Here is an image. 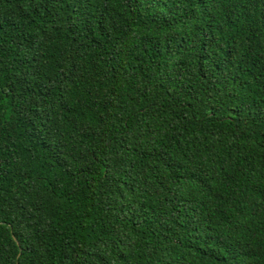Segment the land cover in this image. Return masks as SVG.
Wrapping results in <instances>:
<instances>
[{
	"label": "trees",
	"instance_id": "obj_1",
	"mask_svg": "<svg viewBox=\"0 0 264 264\" xmlns=\"http://www.w3.org/2000/svg\"><path fill=\"white\" fill-rule=\"evenodd\" d=\"M0 264H264V0H0Z\"/></svg>",
	"mask_w": 264,
	"mask_h": 264
}]
</instances>
